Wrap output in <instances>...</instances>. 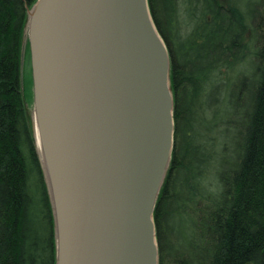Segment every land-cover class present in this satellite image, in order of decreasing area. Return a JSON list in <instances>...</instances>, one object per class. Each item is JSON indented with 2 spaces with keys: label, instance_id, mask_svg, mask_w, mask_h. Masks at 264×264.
Instances as JSON below:
<instances>
[{
  "label": "trees",
  "instance_id": "16d2710c",
  "mask_svg": "<svg viewBox=\"0 0 264 264\" xmlns=\"http://www.w3.org/2000/svg\"><path fill=\"white\" fill-rule=\"evenodd\" d=\"M36 1L0 0V264H56L31 79L24 85L20 71ZM149 6L169 50L175 100L172 161L154 214L160 264H264V0ZM225 101L234 133L222 143L218 188L205 193L195 179L210 158L199 155L195 125ZM181 214L188 219L177 221Z\"/></svg>",
  "mask_w": 264,
  "mask_h": 264
},
{
  "label": "water",
  "instance_id": "95a60500",
  "mask_svg": "<svg viewBox=\"0 0 264 264\" xmlns=\"http://www.w3.org/2000/svg\"><path fill=\"white\" fill-rule=\"evenodd\" d=\"M27 39L56 264H160L175 100L149 0H37L22 77Z\"/></svg>",
  "mask_w": 264,
  "mask_h": 264
},
{
  "label": "rangeland",
  "instance_id": "374dc122",
  "mask_svg": "<svg viewBox=\"0 0 264 264\" xmlns=\"http://www.w3.org/2000/svg\"><path fill=\"white\" fill-rule=\"evenodd\" d=\"M31 9V8H30ZM29 9V10H30ZM28 10V11H29ZM25 35V31H24ZM24 40V36H23ZM28 39L25 44V53H24V70L23 77L21 72L22 83L25 85V78L28 82H30V112L33 111V78H32V65H31V53L30 47L28 46ZM23 46V45H22ZM29 48V49H28ZM21 71V69H20ZM32 84V86H31ZM213 100V97H211ZM226 101L222 104H219L215 109L208 108L201 112L202 118L200 117L199 122L195 125L196 134L198 137V133L200 135V139L198 143L204 146L199 150L200 154H206L207 159L210 158L208 162H206L202 166V171L204 175L195 179L196 185L201 188L205 193H210L214 191L217 186V176H218V168L222 165L221 159L224 154L221 152L222 143L226 142V139L229 140V136L234 133L233 127H226V122L232 119V109L226 106ZM225 104V105H224ZM227 107V108H226ZM219 123H222L219 125ZM33 124V121H32ZM215 139V141H213ZM197 142V141H196ZM198 155V157H199ZM177 221L179 219H183L186 221L188 219L187 215L176 216Z\"/></svg>",
  "mask_w": 264,
  "mask_h": 264
},
{
  "label": "bare ground",
  "instance_id": "6f19581e",
  "mask_svg": "<svg viewBox=\"0 0 264 264\" xmlns=\"http://www.w3.org/2000/svg\"><path fill=\"white\" fill-rule=\"evenodd\" d=\"M29 110H30V107H29ZM32 111L33 112L32 113L30 112L31 113L30 115L32 117V121H34V126H35L34 136H35L36 146H37L39 154L41 155L42 164H44L42 144H41V141H40L39 129H38V125H37V117H36L35 111L34 110H32Z\"/></svg>",
  "mask_w": 264,
  "mask_h": 264
}]
</instances>
